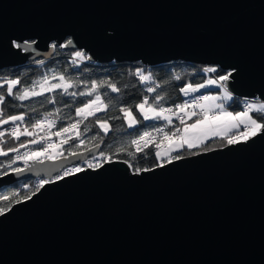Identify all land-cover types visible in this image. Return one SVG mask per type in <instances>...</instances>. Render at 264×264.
<instances>
[{"label": "water", "instance_id": "95a60500", "mask_svg": "<svg viewBox=\"0 0 264 264\" xmlns=\"http://www.w3.org/2000/svg\"><path fill=\"white\" fill-rule=\"evenodd\" d=\"M68 37L92 61L235 68L229 90L264 100V0H0V68L49 60ZM90 156L10 171L0 188ZM183 157L46 184L0 215V264H264V133Z\"/></svg>", "mask_w": 264, "mask_h": 264}, {"label": "snow or ice", "instance_id": "6c2138e0", "mask_svg": "<svg viewBox=\"0 0 264 264\" xmlns=\"http://www.w3.org/2000/svg\"><path fill=\"white\" fill-rule=\"evenodd\" d=\"M37 43L36 40H23L18 42L12 41V45L15 49H19L23 52H27L33 45ZM74 44V40L68 38L65 43H61L59 47L61 49L68 48ZM51 48L56 49L57 44H51ZM91 57L82 50H76L72 54L73 66L79 70L78 66L84 61L90 60ZM38 65H43V60L36 61ZM217 67H207L203 69L205 73H216ZM236 69L232 68L230 71H226V74L219 75L217 79H208L206 83L208 85L219 84L224 89L222 94L219 95H200L193 96V93L198 92L201 88L205 87V84H198L193 86L191 83L186 84L180 88V92L184 96L190 97L183 103L175 104L174 107L165 108L161 106V102L166 101V97L157 93V87L147 86L146 91L148 93H155L151 97L143 96L142 100L135 104L134 107L138 110V115L142 117L144 121L160 120L163 119L168 124L172 123V117L176 116L181 128H176L171 133L166 132L164 128L152 127L150 131L141 132L135 139H132L127 146H121L117 149L116 153H109L100 150L99 144H93L91 148L84 147L83 152L70 151L68 153L71 157L84 156L86 153L91 154L90 159H85L81 164H76L72 167H66L62 173H58L54 178L41 180L39 186L36 189L38 192L46 184L54 183L59 180H63L66 177L76 175L78 173L86 171V169L98 170L102 168L106 163L116 162L113 160V156L119 155V153H127L134 157L137 154L144 153L145 149L153 147L155 149V157L158 158V162L155 164V168H162L166 164H170L173 161H179L184 157L178 154L177 150L192 149L198 144H204L205 140L209 136H218L226 140L227 145H237L240 143H246L249 140L257 137L258 134L264 133V100L259 98L253 100L245 99L243 104V110L238 112L228 111L225 107V102L233 100V93L228 90V82L233 78L236 73ZM139 78V81L145 85L155 83L152 73L145 72L143 67H137L133 73ZM176 80L180 77L176 76ZM83 84V91H70L71 89H77ZM19 86V87H18ZM105 88L104 95L101 94L100 89ZM59 92L61 95H66L75 100L77 96L88 97L86 101H81V106L74 109L75 118H69V123L66 126H62L57 131L52 129L57 126V119L60 114V109L55 108L54 112H47L39 119H34L30 124H25L26 117L29 116V111H20L17 114H6V108L9 107L8 98L12 97L15 101H29L33 98L43 97L40 101L41 104L48 103L55 105L56 98L53 94ZM109 93L118 94L116 99H119L121 88L115 83H111L108 80L98 82L92 80L85 83L84 80L78 82L69 79L64 73L57 74L55 71L44 72L39 79L33 80L30 84L22 85L21 77L15 78H0V157H9V153L15 155L9 158L7 161V167L11 172L20 173L25 168H31L33 163H42L44 160L55 161L57 159H66L62 151L63 146L68 144L69 141L75 139L79 142V145H85V140L82 139V133L80 131V125L89 119V117H97L98 113H107L110 107H115L110 103L105 102V96L109 100L113 99ZM12 108L21 107L24 105H16L11 103ZM32 113H36V108H31ZM119 117H109L108 119H95V125L99 131L96 136L92 137L95 140L101 134L107 135L112 131V125L109 123L110 119H122L125 121L127 128H133L139 124L136 115L133 113L131 106L119 107ZM255 114V115H254ZM196 117L195 121L191 124L185 122V118L191 119ZM10 127H3V126ZM31 129V130H30ZM91 131L87 125H85L84 132ZM154 133L162 134V138L157 142ZM8 136L15 141H20V138L28 137L25 142H21L16 147L5 148L4 137ZM59 137V143L53 140V137ZM29 145H38L39 147L32 149ZM134 151H129V149ZM21 149H27L21 153ZM174 152L177 154L173 155ZM23 161L25 168L12 167L17 161ZM123 163L128 164L130 169H134V173L139 175L144 172L153 171L154 168L148 167H134L131 160H125ZM3 167V165H0ZM0 175H8L7 171L0 172ZM29 185L25 184L24 188H28ZM36 192L25 195L21 199H16L15 203H20L21 200H29L32 196L36 195ZM13 196L18 193H13ZM0 201L8 202L9 206L12 203L8 195H0ZM10 207H0V215H4Z\"/></svg>", "mask_w": 264, "mask_h": 264}, {"label": "trees", "instance_id": "16d2710c", "mask_svg": "<svg viewBox=\"0 0 264 264\" xmlns=\"http://www.w3.org/2000/svg\"><path fill=\"white\" fill-rule=\"evenodd\" d=\"M71 38V37H68ZM66 38L63 43L68 39ZM55 43V42H53ZM76 50L65 48L61 49L59 45L55 49V55L49 60H43L44 64L38 65L36 61L28 62L22 65L16 66H5L0 68V78H15L16 76L21 77V84L27 85L30 84L33 80L39 79L40 76L44 72L55 71L57 74L64 73L69 79L79 81L84 80L85 83H88L92 80H96L98 82H102L104 80H108L111 83L117 84L118 87L121 88V93L119 94V99H116V93H109L113 99L109 100L107 96H105V102L115 105V107H110L107 113H98L97 117H89L88 120L84 121L80 125V131L83 134L82 139L85 140V145H79V142L75 139L69 141L68 144L63 146L64 156L68 155L70 151L83 152L84 147L91 148L93 144H100V150L109 153H116L117 149L121 146H127L132 139H135L141 132L150 131L152 127H160L162 125H167L166 129L173 131L176 128H181L182 125L180 122L172 117V123L168 124L163 119L160 120H150L144 121L142 117H140L137 113L138 110L134 107L135 104L139 103L143 96H149L150 102L151 97L155 95V93H148L146 91L147 86L156 87L157 85V93L166 97L165 102H161V106L165 108L174 107L175 104L183 103L185 100L190 99V97L184 96L183 93L180 92V88L184 87L186 84L191 83L192 85L202 83L207 80L209 76L218 78L219 75L226 74V69L222 68L219 65H213L218 68L216 73H205L203 72L204 68L212 67V65L194 63L191 61L185 60H176L167 63L161 64H152L146 65L141 63L140 61H117L111 60L107 62H99V61H84L82 64L78 66L79 69L83 71L77 70L72 63V54ZM42 60V59H39ZM137 67H143L145 72H151L153 76V80L155 83H151L150 85H145L143 82L139 81V78L133 75L135 69ZM179 76L180 79L176 80L175 77ZM19 87V86H18ZM213 90H218L216 88H212ZM221 89V88H220ZM84 85L81 84L77 89H71L70 91H83ZM100 92L102 95L105 94L106 89L101 88ZM208 93L207 89L200 90L196 93H193V96L198 95L199 93ZM46 95H54L56 98V104H41L40 101L43 100V97L33 98L29 101H15L14 98L9 97V107L6 108V114H17L20 111H29V116L25 119V124H30L34 119H39L41 116L47 112H54L55 108H59L60 114L57 119L56 128L52 129V131L59 130L60 127L66 126L69 123V118H75L74 109L76 107L81 106V101H86L88 97H79L77 96L73 101L72 98L61 95L59 92L53 94ZM242 99L235 96L232 101L227 102V108L232 111H238L243 109ZM11 103H15L16 105H20L21 103L24 105L23 108L16 107L12 108ZM121 106H131L133 113L137 114L136 118L140 121L139 124L135 125L133 128H127L125 121L122 119H110L109 123L112 125V131H110L106 136L101 134L95 140H92L93 136H96L99 131L98 127L95 125V119H108L109 117H119L121 114L119 112V107ZM31 108H36L37 112L32 113L30 111ZM255 115V114H254ZM196 117H192L191 119H195ZM190 119L185 120L187 122ZM85 125L91 129V131L84 132ZM3 127H10L8 125ZM2 130V128H0ZM31 130V129H30ZM171 133V132H170ZM58 138L57 143H59L60 138ZM157 142L162 138L160 135L155 136ZM5 139V148L7 147H16L19 143L25 142L28 137H21L20 141H15L8 136L4 137ZM227 145L226 140L221 137L215 136L210 138L204 144L196 146L192 149H188L185 147L184 149L177 150L178 154L182 156L193 155L195 153L219 148ZM39 147L38 145H29V148L35 149ZM25 149H21L22 152ZM129 151H134V149H129ZM174 152L173 155L177 154ZM155 149L153 147H149L145 149L144 153L137 154L132 157L127 153H119L118 157L113 156V160H131L134 167H148L153 168L155 164L158 162V158L155 157ZM14 153H9V157H0V172H10L7 167V161L9 158L14 156ZM90 159V157L88 158ZM81 166H84L81 162ZM12 167H23L22 161H17L15 165ZM134 171V169H131ZM56 176V175H55ZM41 178V177H40ZM42 180V178H41ZM39 178H25L21 179L13 184L7 185L3 188H0V195H8L12 201V203L8 204V202L0 201V207H12L15 204L16 199H21L25 195H31L32 192H36L37 187L39 186ZM29 185L28 188H24V185ZM13 193H18V195L13 196Z\"/></svg>", "mask_w": 264, "mask_h": 264}, {"label": "rangeland", "instance_id": "374dc122", "mask_svg": "<svg viewBox=\"0 0 264 264\" xmlns=\"http://www.w3.org/2000/svg\"><path fill=\"white\" fill-rule=\"evenodd\" d=\"M212 67H214L213 65H212ZM228 71H230V70H228ZM208 79H216L215 77H212V76H209L208 78H207V80ZM206 80V81H207ZM206 81H204V82H202V83H198V84H205V87L204 88H201L200 90H204V89H207L208 90V92H209V95H219V94H222L223 93V91H224V89L223 88H221L220 87V85L219 84H217V85H208L207 83H206ZM198 84H195V85H198ZM195 85H193V86H195ZM212 88H216V89H218V90H213ZM221 88V89H220ZM199 90V91H200ZM229 90V89H228ZM230 91V90H229ZM231 92V91H230ZM233 97H234V94H233ZM260 100H262V99H260ZM228 102V101H227ZM227 102H225V107H226V109L227 110H229L228 108H227ZM243 109H241V110H238V111H242ZM238 111H233V112H238ZM196 119V118H195ZM195 119H190V120H188L186 123L187 124H191V123H193L194 121H195ZM210 137V136H209ZM57 141H58V139H56ZM56 141V142H57ZM25 167V166H24ZM84 167L86 168V165H84ZM53 178V177H52ZM51 178V179H52ZM47 179H49V178H46V177H43L42 178V180H47ZM40 181H41V178H39V181H38V183H40Z\"/></svg>", "mask_w": 264, "mask_h": 264}, {"label": "built area", "instance_id": "2783aa9c", "mask_svg": "<svg viewBox=\"0 0 264 264\" xmlns=\"http://www.w3.org/2000/svg\"><path fill=\"white\" fill-rule=\"evenodd\" d=\"M200 95H208V93H206V92H205V93H199V94L196 95V96H200ZM256 98H257V97H254V98H250V97H241L242 101H244L245 99H247V100H253V99H256ZM259 99H260V98H259ZM174 119H175L176 121L180 122L179 119H178L176 116H174ZM187 119H188V118H185V120H187ZM166 126H167V125H162V126H160V127H161V128H164V130H165L166 132H169V130L166 129ZM158 127H159V126H158ZM174 130H175V129H174ZM174 130H173V131H174ZM170 132H172V131H170ZM170 132H169V133H170ZM159 135L162 137V134H159ZM159 135H157V134L154 133V136H159ZM56 139H58V138H56V137L54 136V137H53V140H54L55 142L57 141ZM26 150H27V149L23 150L22 152H24V151H26ZM22 152H21V153H22ZM21 161H22V160H21ZM22 163H23V167H24V166H25V165H24V162L22 161ZM75 165H76V164H72V165H70V166H68V167H72V166H75ZM63 170H64V169H63ZM63 170H62V171H63ZM62 171H61L60 173H62ZM54 177H55V176H54ZM54 177H53V178H54ZM49 179H51V178H49Z\"/></svg>", "mask_w": 264, "mask_h": 264}, {"label": "crops", "instance_id": "0c3cea01", "mask_svg": "<svg viewBox=\"0 0 264 264\" xmlns=\"http://www.w3.org/2000/svg\"><path fill=\"white\" fill-rule=\"evenodd\" d=\"M228 111H232V110L229 109ZM232 112H233V111H232ZM213 137H215V136H210L208 139L205 140V142H206L207 140H209L210 138H213ZM199 145H200V144H198L197 146H199Z\"/></svg>", "mask_w": 264, "mask_h": 264}, {"label": "bare ground", "instance_id": "6f19581e", "mask_svg": "<svg viewBox=\"0 0 264 264\" xmlns=\"http://www.w3.org/2000/svg\"><path fill=\"white\" fill-rule=\"evenodd\" d=\"M228 89H229V87H228ZM38 178H40V177H38ZM42 178V177H41Z\"/></svg>", "mask_w": 264, "mask_h": 264}]
</instances>
